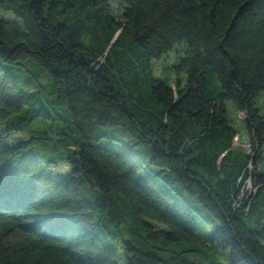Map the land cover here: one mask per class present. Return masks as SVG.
Masks as SVG:
<instances>
[{"label":"trees","instance_id":"obj_1","mask_svg":"<svg viewBox=\"0 0 264 264\" xmlns=\"http://www.w3.org/2000/svg\"><path fill=\"white\" fill-rule=\"evenodd\" d=\"M122 3L0 0V264H264V0Z\"/></svg>","mask_w":264,"mask_h":264},{"label":"rangeland","instance_id":"obj_2","mask_svg":"<svg viewBox=\"0 0 264 264\" xmlns=\"http://www.w3.org/2000/svg\"><path fill=\"white\" fill-rule=\"evenodd\" d=\"M114 8L115 15L120 14L119 8L122 10L123 3L122 0H110ZM0 19L6 21H16L19 22L20 20L14 15L13 12L4 11L0 9ZM186 49V43L180 42L176 44L171 51L168 53L163 54L158 59L152 60V70L153 75L156 79H160L169 84H176L178 81H181L182 85L186 84V74L184 72H178L176 67L179 64V57L183 56ZM184 50V51H183ZM228 108L227 118L229 124L235 127L239 133L241 134L242 138L245 140H249V132L246 126V114L239 113L236 107L231 102H226ZM256 107L261 110V113H264V92L260 94V96L256 99ZM23 134L15 135L13 139L7 140V144L13 145L19 139L24 138ZM238 143H235V147H237ZM263 152V159L258 163V166L262 168L260 173H264V147L262 148ZM54 155L51 154L50 150L43 149L40 153L32 154L31 157L36 160V162L43 167V170L46 172L47 175L51 176L56 182H66V180L70 176V167L65 162L52 163L47 165L46 161L48 158ZM55 157V156H54ZM251 189L255 190L254 186L251 185ZM195 223L197 227V233L199 235H206L207 233L211 232L214 228L205 225L200 221L198 218H195ZM156 224V223H155ZM159 225V224H156ZM172 248L181 249L183 246L181 244L175 245L171 244ZM191 260L196 261L202 264H212L210 261L200 258V257H191ZM118 261L120 264H127V258L124 254V250L122 248L119 249V258ZM222 264H229L230 263V251L223 252L220 258Z\"/></svg>","mask_w":264,"mask_h":264},{"label":"built area","instance_id":"obj_3","mask_svg":"<svg viewBox=\"0 0 264 264\" xmlns=\"http://www.w3.org/2000/svg\"><path fill=\"white\" fill-rule=\"evenodd\" d=\"M235 142H236V143L239 142V138H238V137L235 138ZM247 146H248V145H247ZM248 184H249V188L251 189V184H250V183H248ZM251 190H252V189H251Z\"/></svg>","mask_w":264,"mask_h":264}]
</instances>
